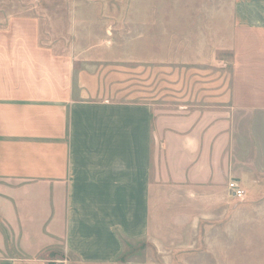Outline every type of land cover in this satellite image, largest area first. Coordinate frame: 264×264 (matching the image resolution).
<instances>
[{
	"label": "crops",
	"instance_id": "obj_1",
	"mask_svg": "<svg viewBox=\"0 0 264 264\" xmlns=\"http://www.w3.org/2000/svg\"><path fill=\"white\" fill-rule=\"evenodd\" d=\"M77 4L0 25V264H114L155 233L158 186L237 179L264 211V0L229 3L230 103L185 111L93 98L51 17Z\"/></svg>",
	"mask_w": 264,
	"mask_h": 264
},
{
	"label": "rangeland",
	"instance_id": "obj_2",
	"mask_svg": "<svg viewBox=\"0 0 264 264\" xmlns=\"http://www.w3.org/2000/svg\"><path fill=\"white\" fill-rule=\"evenodd\" d=\"M31 1L0 0V25ZM56 1L82 4L51 17L61 31L76 25V67L93 98L147 100L164 111L230 103V0ZM156 202L151 240L128 242L114 264H264L259 201L227 186L165 185Z\"/></svg>",
	"mask_w": 264,
	"mask_h": 264
},
{
	"label": "built area",
	"instance_id": "obj_3",
	"mask_svg": "<svg viewBox=\"0 0 264 264\" xmlns=\"http://www.w3.org/2000/svg\"><path fill=\"white\" fill-rule=\"evenodd\" d=\"M228 188L234 197L238 199H243L245 197V189L241 186L237 179H231L228 182Z\"/></svg>",
	"mask_w": 264,
	"mask_h": 264
}]
</instances>
